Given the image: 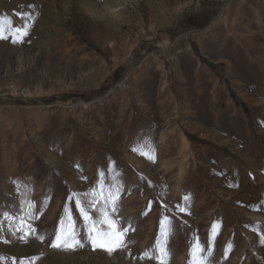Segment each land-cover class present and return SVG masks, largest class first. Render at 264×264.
I'll return each instance as SVG.
<instances>
[{
	"label": "rangeland",
	"instance_id": "374dc122",
	"mask_svg": "<svg viewBox=\"0 0 264 264\" xmlns=\"http://www.w3.org/2000/svg\"><path fill=\"white\" fill-rule=\"evenodd\" d=\"M3 18L27 34L0 39V264H158L165 217L166 264L197 238L207 264H264V0H0ZM101 180L116 211L89 214L130 225L111 254L73 195ZM66 207L84 247L50 246Z\"/></svg>",
	"mask_w": 264,
	"mask_h": 264
},
{
	"label": "snow or ice",
	"instance_id": "6c2138e0",
	"mask_svg": "<svg viewBox=\"0 0 264 264\" xmlns=\"http://www.w3.org/2000/svg\"><path fill=\"white\" fill-rule=\"evenodd\" d=\"M11 20L6 18L0 19V39L7 38L5 33L10 32L13 36V41L16 42L23 38L24 35L27 34L25 29H12L5 28V25H11ZM144 154V153H142ZM103 177V173L100 174ZM75 197V205L77 210L79 211L80 216L85 221V227L87 228V240L91 242L93 249L100 248L107 253L111 254L112 252L118 249L126 248V241L124 239L127 232L130 230V225L128 227H121L115 219L112 218L110 213L104 210H97L96 215H90L88 209L95 208L98 200H104L107 204H110L112 208V212L116 211V205L119 200V192H109L107 196L104 195L103 192V181H100L99 191L97 189H93L91 193H84L82 199L80 196ZM89 196L93 197L92 200L88 201L87 205H85L84 200ZM98 198V199H97ZM70 200L73 197H69ZM188 198L185 197V200ZM34 207V205H32ZM181 212H184V208H180ZM65 212L68 215V224H65L64 218H61L57 227L54 230V238L51 239L50 246L53 248H63V249H75L77 247H84V243L79 238L78 233L75 230L74 218L71 215V210L69 208H65ZM168 220V217H165L160 221V232L161 237H163V243L161 241V237L157 238L156 241V255H150L149 252H145L142 258L155 259L158 261V264H166V258L168 257V249H167V239L171 234V228L169 222V228H165V221ZM31 232H35L36 229L32 228L29 225ZM216 225H213V233H215ZM24 231V229H19ZM29 233L25 231V236H22L21 239H25V237ZM40 241L45 239V236L40 235L37 237ZM204 252V247L199 243L197 238L196 242L190 247L191 259L189 264H207L206 257L202 254ZM209 255L211 252L209 251ZM23 264V262H21Z\"/></svg>",
	"mask_w": 264,
	"mask_h": 264
}]
</instances>
